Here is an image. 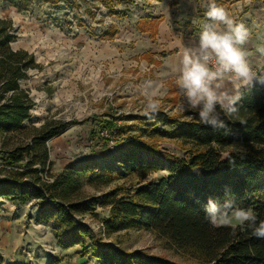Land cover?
I'll use <instances>...</instances> for the list:
<instances>
[{"label":"rangeland","instance_id":"obj_1","mask_svg":"<svg viewBox=\"0 0 264 264\" xmlns=\"http://www.w3.org/2000/svg\"><path fill=\"white\" fill-rule=\"evenodd\" d=\"M16 1L19 6L0 0V19L13 25V49L29 51L39 64L21 81L34 101L26 124H67L64 132L49 141L51 172L61 173L72 165L92 167L82 175L86 199L118 187L123 194H133L163 176L165 171L140 180L137 174L121 171L108 184L89 180L103 168H120L117 162L129 137L143 140L142 129L154 123L156 113L190 119L178 107L181 95L175 81L181 55L197 42L207 22L197 0H114L109 7L102 0ZM216 3L248 29L243 47L257 72H264L260 52L264 48V0ZM148 81L160 85V107L151 115L145 114L139 95ZM162 128L172 131L170 126ZM148 142L161 150L185 153L165 136ZM37 210L33 203L0 204V264H102L89 238L85 245L64 248L53 225L36 221ZM109 217V207L96 205L93 213L79 218L98 240L125 252L192 261L154 230L106 232L103 223Z\"/></svg>","mask_w":264,"mask_h":264},{"label":"trees","instance_id":"obj_2","mask_svg":"<svg viewBox=\"0 0 264 264\" xmlns=\"http://www.w3.org/2000/svg\"><path fill=\"white\" fill-rule=\"evenodd\" d=\"M102 1L108 7L114 2ZM13 29L0 19V204H35L36 221L53 225L64 248L85 245L89 238L102 264H264V239L253 236L246 225L214 228L204 219V204L212 197L218 202L234 198L239 206L251 208L258 221L264 220V84L256 81L240 87L239 111L228 121L227 132L200 125L194 113L185 121L156 113L154 123L142 129L143 140L129 137L117 162L121 167L103 168L89 180L108 184L121 171L137 174L140 180L156 172L165 174L133 194H123L118 187L86 199L82 175L92 167L72 165L61 173L51 172L49 141L67 124H26L34 101L21 81L39 64L29 51L13 49ZM162 126L172 131L166 133ZM164 136L185 153L161 150L148 142ZM96 205L110 209L103 223L106 232L154 230L192 261L125 252L98 240L79 218L93 213Z\"/></svg>","mask_w":264,"mask_h":264},{"label":"clouds","instance_id":"obj_3","mask_svg":"<svg viewBox=\"0 0 264 264\" xmlns=\"http://www.w3.org/2000/svg\"><path fill=\"white\" fill-rule=\"evenodd\" d=\"M204 9L207 22L198 34L197 42L187 47L181 58L177 79L181 111L194 113L200 125L214 131H228V121L238 113L237 101L241 95H231L226 81L235 88L249 87L258 81L264 84V72H257L248 59L244 45L248 29L234 22L216 0H197ZM264 55V48L260 49ZM160 85L146 82L139 95L143 97L144 112L151 115L160 107ZM232 163V161H230ZM204 219L212 227L239 224L247 226L252 235L264 239V220L257 219L251 208L237 204L234 198L223 202L209 197L204 204Z\"/></svg>","mask_w":264,"mask_h":264},{"label":"crops","instance_id":"obj_4","mask_svg":"<svg viewBox=\"0 0 264 264\" xmlns=\"http://www.w3.org/2000/svg\"><path fill=\"white\" fill-rule=\"evenodd\" d=\"M182 56L183 55H181L180 58H182ZM225 88L227 91L230 92L231 95H236L237 93H239V89H240V88L239 89L235 88L231 83H228L227 81L225 83Z\"/></svg>","mask_w":264,"mask_h":264}]
</instances>
